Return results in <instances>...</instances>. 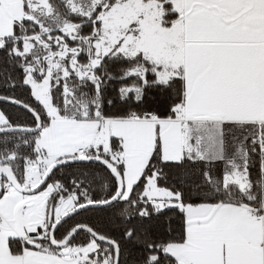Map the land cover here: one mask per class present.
<instances>
[{
	"label": "snow or ice",
	"instance_id": "obj_1",
	"mask_svg": "<svg viewBox=\"0 0 264 264\" xmlns=\"http://www.w3.org/2000/svg\"><path fill=\"white\" fill-rule=\"evenodd\" d=\"M0 52V264H264V0H0Z\"/></svg>",
	"mask_w": 264,
	"mask_h": 264
},
{
	"label": "trees",
	"instance_id": "obj_2",
	"mask_svg": "<svg viewBox=\"0 0 264 264\" xmlns=\"http://www.w3.org/2000/svg\"><path fill=\"white\" fill-rule=\"evenodd\" d=\"M4 60H5V54L3 52H0V68L4 67ZM117 66L113 65V70H115ZM118 86V85H117ZM30 90L27 87H20L17 86L15 89H11L7 87L4 83V80L0 78V94L1 95H6V96H15L19 99L22 100H30V95H29ZM0 109L5 111L7 115H9L14 121H18L20 123H30L31 122V116L29 113H27L25 110L22 108L6 102V101H0ZM84 167H92L97 170L100 169L101 166L99 165H87L85 166L84 164H73L69 166L68 168L63 170V175L58 176V179H63V181L67 184L72 175L78 171L80 168ZM190 168L196 167L195 165H189ZM219 170V168H218ZM165 171L168 172V180L167 183L165 181L161 180L160 183L163 184L164 186H172L175 184L176 187L181 186V178H180V169L178 168H166ZM192 180H198L199 177L192 175L191 176ZM91 214L87 215H82L80 217H75L74 220H70L69 224L74 223L75 221L83 220L86 219L88 216ZM92 220L96 221L98 225L103 226L102 222L97 218V217H91ZM153 228L157 231L160 232H168L170 228H175L177 227V221L176 217L172 212L166 211L164 215H161L158 220H154L152 224ZM62 231L64 229L62 228Z\"/></svg>",
	"mask_w": 264,
	"mask_h": 264
},
{
	"label": "flooded vegetation",
	"instance_id": "obj_3",
	"mask_svg": "<svg viewBox=\"0 0 264 264\" xmlns=\"http://www.w3.org/2000/svg\"><path fill=\"white\" fill-rule=\"evenodd\" d=\"M60 232H63V231H62V228L59 230V232H58L57 234L59 235Z\"/></svg>",
	"mask_w": 264,
	"mask_h": 264
},
{
	"label": "water",
	"instance_id": "obj_4",
	"mask_svg": "<svg viewBox=\"0 0 264 264\" xmlns=\"http://www.w3.org/2000/svg\"><path fill=\"white\" fill-rule=\"evenodd\" d=\"M0 96H6V95H1V94H0ZM0 101H3V100H0ZM9 103H11V102H9Z\"/></svg>",
	"mask_w": 264,
	"mask_h": 264
},
{
	"label": "rangeland",
	"instance_id": "obj_5",
	"mask_svg": "<svg viewBox=\"0 0 264 264\" xmlns=\"http://www.w3.org/2000/svg\"><path fill=\"white\" fill-rule=\"evenodd\" d=\"M161 184V183H160ZM162 186H164L163 184H161Z\"/></svg>",
	"mask_w": 264,
	"mask_h": 264
},
{
	"label": "crops",
	"instance_id": "obj_6",
	"mask_svg": "<svg viewBox=\"0 0 264 264\" xmlns=\"http://www.w3.org/2000/svg\"><path fill=\"white\" fill-rule=\"evenodd\" d=\"M1 110V109H0Z\"/></svg>",
	"mask_w": 264,
	"mask_h": 264
}]
</instances>
